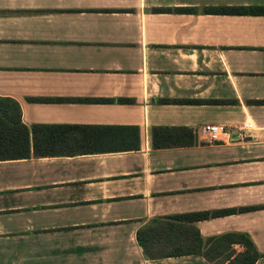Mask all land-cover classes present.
Returning <instances> with one entry per match:
<instances>
[{"label": "crops", "instance_id": "0c3cea01", "mask_svg": "<svg viewBox=\"0 0 264 264\" xmlns=\"http://www.w3.org/2000/svg\"><path fill=\"white\" fill-rule=\"evenodd\" d=\"M225 5L264 0H0V96L23 123L135 126L139 141L0 160V264H211L146 258L136 232L212 210L229 211L200 235L245 234L264 264V14L203 11ZM156 126L191 143L155 148Z\"/></svg>", "mask_w": 264, "mask_h": 264}, {"label": "trees", "instance_id": "16d2710c", "mask_svg": "<svg viewBox=\"0 0 264 264\" xmlns=\"http://www.w3.org/2000/svg\"><path fill=\"white\" fill-rule=\"evenodd\" d=\"M193 11L191 7L173 8ZM169 11L172 8H154ZM212 13L264 14V5L208 6ZM189 101V100H177ZM192 101V100H191ZM213 101V100H209ZM135 126H91L70 124L25 125L17 101L0 96V160L29 156L72 155L100 150H127L139 147ZM178 132V133H176ZM106 145V143H109ZM190 132L184 127H153L155 148L189 145ZM229 210L199 211L155 217L136 232V240L146 258L157 259L187 254L203 256L211 264H253L260 256L250 238L241 233H226L203 238L194 222ZM242 245L235 253L231 244ZM235 253V254H233Z\"/></svg>", "mask_w": 264, "mask_h": 264}, {"label": "built area", "instance_id": "2783aa9c", "mask_svg": "<svg viewBox=\"0 0 264 264\" xmlns=\"http://www.w3.org/2000/svg\"><path fill=\"white\" fill-rule=\"evenodd\" d=\"M202 128L207 133V138L210 142L219 140L220 134L224 133L223 128L216 124H204Z\"/></svg>", "mask_w": 264, "mask_h": 264}]
</instances>
